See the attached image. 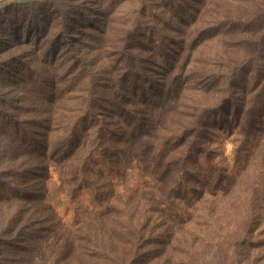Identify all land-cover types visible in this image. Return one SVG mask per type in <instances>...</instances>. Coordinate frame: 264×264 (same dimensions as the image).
Wrapping results in <instances>:
<instances>
[{"label":"rangeland","instance_id":"rangeland-1","mask_svg":"<svg viewBox=\"0 0 264 264\" xmlns=\"http://www.w3.org/2000/svg\"><path fill=\"white\" fill-rule=\"evenodd\" d=\"M0 264H264V0L0 9Z\"/></svg>","mask_w":264,"mask_h":264},{"label":"trees","instance_id":"trees-1","mask_svg":"<svg viewBox=\"0 0 264 264\" xmlns=\"http://www.w3.org/2000/svg\"><path fill=\"white\" fill-rule=\"evenodd\" d=\"M239 113H240V108L237 107V114H239ZM237 116H238V115H237ZM243 124L246 125L245 122H244ZM256 127H258V126H256ZM186 129H190V127L188 126V127H186ZM188 132H189V130L184 131V132H183V136H186ZM138 136H139V132L136 133V137H138ZM237 175H238V171L233 170V171L229 174V176H228L230 182H231V181L234 182L235 179L239 178V177H237ZM227 180H228V179H227ZM218 182H220V181H218Z\"/></svg>","mask_w":264,"mask_h":264},{"label":"water","instance_id":"water-1","mask_svg":"<svg viewBox=\"0 0 264 264\" xmlns=\"http://www.w3.org/2000/svg\"><path fill=\"white\" fill-rule=\"evenodd\" d=\"M29 1H32V0H7V1H3V2H0V9L10 5V4H13V3H20V2H29Z\"/></svg>","mask_w":264,"mask_h":264}]
</instances>
